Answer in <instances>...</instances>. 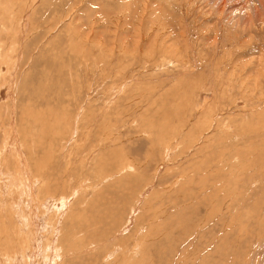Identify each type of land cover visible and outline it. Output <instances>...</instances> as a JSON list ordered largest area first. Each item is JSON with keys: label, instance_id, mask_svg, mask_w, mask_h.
Returning <instances> with one entry per match:
<instances>
[{"label": "rangeland", "instance_id": "rangeland-1", "mask_svg": "<svg viewBox=\"0 0 264 264\" xmlns=\"http://www.w3.org/2000/svg\"><path fill=\"white\" fill-rule=\"evenodd\" d=\"M237 1L0 0V264H264Z\"/></svg>", "mask_w": 264, "mask_h": 264}, {"label": "bare ground", "instance_id": "bare-ground-1", "mask_svg": "<svg viewBox=\"0 0 264 264\" xmlns=\"http://www.w3.org/2000/svg\"><path fill=\"white\" fill-rule=\"evenodd\" d=\"M219 4L220 1H219ZM232 10H239V15L235 16L236 18L239 19L240 21H244L240 19V15H246L247 19L250 20L253 18H258L260 19L258 21L263 22L264 21V0H238L236 4L232 5L231 7ZM230 14L232 13L231 10ZM237 21V20H236ZM248 22V21H247ZM237 25V24H236Z\"/></svg>", "mask_w": 264, "mask_h": 264}]
</instances>
